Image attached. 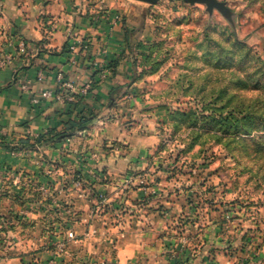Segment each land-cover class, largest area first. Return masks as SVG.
<instances>
[{
	"label": "rangeland",
	"instance_id": "obj_1",
	"mask_svg": "<svg viewBox=\"0 0 264 264\" xmlns=\"http://www.w3.org/2000/svg\"><path fill=\"white\" fill-rule=\"evenodd\" d=\"M215 1L223 8L125 1L117 14L145 48L125 51L130 75L116 99L132 103L125 122L141 124L156 142L138 158L139 167L116 174L103 170L105 153L75 158L68 152L66 159L47 160L41 176L6 175L0 246L76 250L66 242L75 237L78 195L87 187L98 231L114 230L108 252L115 250V235L157 225L166 264H198L204 248L207 256L221 253L223 264H264V0ZM94 67L103 72L108 63ZM83 86L87 94L91 80ZM64 92L57 93L64 98ZM76 95L83 94H69L68 101ZM77 132L49 146L72 149ZM123 147L117 140L97 145L113 157ZM95 183L109 187L97 190Z\"/></svg>",
	"mask_w": 264,
	"mask_h": 264
},
{
	"label": "crops",
	"instance_id": "obj_2",
	"mask_svg": "<svg viewBox=\"0 0 264 264\" xmlns=\"http://www.w3.org/2000/svg\"><path fill=\"white\" fill-rule=\"evenodd\" d=\"M125 1L102 0L105 8L102 14L98 10L99 0H0V56L11 57L8 65L0 66V138L7 143L0 146V184L13 172L41 176L47 160L50 164L57 157L105 153L103 170L116 174L139 167L142 161L138 158L149 154L156 142L155 134L141 131V124L126 123V117L133 111L127 106L132 103L126 105L116 99L117 91L124 89L130 75L129 61L122 59L113 73L109 68L98 72L94 67L95 64L105 66L124 48L126 24L124 15L119 17L117 13L124 11ZM79 41L87 42V49L74 46ZM20 42L26 45L23 53L18 51ZM93 76L98 80L96 86L76 105L68 104L69 94L73 95L79 85L86 84ZM64 82L71 83L73 90L65 88ZM45 90L53 95L41 97ZM60 91H66L62 99L56 97ZM34 97L38 98L36 103L32 102ZM87 109L96 118L88 129L70 139L74 143L72 149L61 144L18 147L21 138L36 137L50 128L60 129L66 119ZM113 140L124 144L118 156L97 148L101 142ZM92 186L103 191L109 187L96 183ZM86 189L85 197L78 195L80 210L75 212L72 228L75 237L66 242L68 247L82 245L83 248L76 246V250L68 248L65 253L56 254L48 243L36 248L15 242L0 246V253L13 254L0 256V264H166L157 239V225L130 228L115 235V250L108 252L106 239H111L109 236L114 230L98 231V216L90 207L95 200ZM6 200L7 197L0 196V204ZM207 250L204 248L195 259L198 264H223L221 253L207 256Z\"/></svg>",
	"mask_w": 264,
	"mask_h": 264
},
{
	"label": "trees",
	"instance_id": "obj_3",
	"mask_svg": "<svg viewBox=\"0 0 264 264\" xmlns=\"http://www.w3.org/2000/svg\"><path fill=\"white\" fill-rule=\"evenodd\" d=\"M134 29H129L127 27L124 28V48L122 52L116 56L113 60H111L108 63V68L111 69L110 71L113 73L115 72L116 68L119 66L122 59L127 58L126 56V50L128 49L129 52L132 49H135L137 51H143L142 49L145 48V45L139 41L136 40L133 36ZM135 61L133 62V69L131 70V75L135 76ZM95 75V74H94ZM94 76L91 78V86L90 89L94 88L96 86V82H94ZM88 90V91H89ZM86 94L80 96L76 95L74 101H67L70 105H76ZM111 98H113V95H111ZM95 117V113L90 110H83L79 113H77L74 117H69L63 122V125L60 129L50 128L47 129L46 132L38 134L36 137L30 138H21L17 145L19 148H34L38 145L45 146L50 145L53 142H58L60 140H63L64 138L73 135L77 131H81L87 128V126L93 121ZM5 146L7 143L3 140V138H0V146Z\"/></svg>",
	"mask_w": 264,
	"mask_h": 264
},
{
	"label": "built area",
	"instance_id": "obj_4",
	"mask_svg": "<svg viewBox=\"0 0 264 264\" xmlns=\"http://www.w3.org/2000/svg\"><path fill=\"white\" fill-rule=\"evenodd\" d=\"M25 47H26V45L23 42H20L18 44V51L21 52V53L25 52ZM10 61H11L10 55L3 54L2 56H0V66H6V65H8L10 63ZM62 84H63V86L65 88L70 89V90H73V85L71 83L64 82ZM75 92L84 95L87 92V86H83L82 88H78V89L75 90ZM52 95L53 94L49 90H45V91H43L41 93V97H44V98L51 97ZM56 97L59 98V99H62L63 98V95L61 93H57L56 94ZM37 101H38V98L37 97L32 98V102L33 103H36ZM0 263H1V259H0Z\"/></svg>",
	"mask_w": 264,
	"mask_h": 264
},
{
	"label": "water",
	"instance_id": "obj_5",
	"mask_svg": "<svg viewBox=\"0 0 264 264\" xmlns=\"http://www.w3.org/2000/svg\"><path fill=\"white\" fill-rule=\"evenodd\" d=\"M141 1H144L147 3H155L158 0H141ZM183 1L188 2V3L202 2V3L207 4L208 6L214 5V6H217L218 8H221V9L223 8V5L216 2L215 0H183Z\"/></svg>",
	"mask_w": 264,
	"mask_h": 264
}]
</instances>
